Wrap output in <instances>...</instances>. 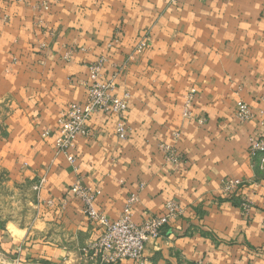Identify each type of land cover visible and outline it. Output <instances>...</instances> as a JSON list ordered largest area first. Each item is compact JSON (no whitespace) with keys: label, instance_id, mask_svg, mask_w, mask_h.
<instances>
[{"label":"crops","instance_id":"obj_1","mask_svg":"<svg viewBox=\"0 0 264 264\" xmlns=\"http://www.w3.org/2000/svg\"><path fill=\"white\" fill-rule=\"evenodd\" d=\"M99 62L129 96L126 138L96 114L90 137L57 153V120L84 104ZM263 119L264 0H0V180L18 189L0 264H101L82 252L99 232L77 182L110 220L130 197L137 224L180 207L144 264H264V166L249 154ZM224 179L245 186L226 198Z\"/></svg>","mask_w":264,"mask_h":264},{"label":"built area","instance_id":"obj_2","mask_svg":"<svg viewBox=\"0 0 264 264\" xmlns=\"http://www.w3.org/2000/svg\"><path fill=\"white\" fill-rule=\"evenodd\" d=\"M145 46L141 45L139 50ZM101 62L90 70L89 81L85 83V102L82 105L71 104L57 120L58 134L54 139L57 153H66L75 146L79 137H90L88 123L96 114L110 115L115 119V134L119 139L126 138L125 115L129 96L113 95L114 86L111 82L100 80L99 71ZM191 101L189 100L188 105ZM241 122L254 118L250 108L239 103L236 112ZM261 133L249 147L252 157L260 156L264 166V119L259 122ZM49 137L48 132L42 134ZM41 184L36 187V191ZM245 184L239 179H224L221 190L226 198L236 197ZM70 193L79 198L84 205L83 213L94 222L99 232L98 238L87 245L82 252L101 264H119L123 261H132L144 264V250L149 239H158L169 222L181 214L180 207L174 202H167L160 216L149 217L142 223L132 221V206L136 199L127 200L122 214L116 220H110L93 208L94 194L77 182ZM252 207L250 199L240 196L239 209L247 215ZM264 226V225H263ZM203 264V263H197Z\"/></svg>","mask_w":264,"mask_h":264},{"label":"rangeland","instance_id":"obj_3","mask_svg":"<svg viewBox=\"0 0 264 264\" xmlns=\"http://www.w3.org/2000/svg\"><path fill=\"white\" fill-rule=\"evenodd\" d=\"M1 183L2 181L0 180V214L6 215L8 209L14 208L13 205L17 203L18 195L16 191H18V189L3 186ZM13 194L17 196L14 197Z\"/></svg>","mask_w":264,"mask_h":264}]
</instances>
